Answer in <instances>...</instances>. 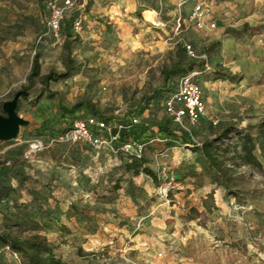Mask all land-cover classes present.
Listing matches in <instances>:
<instances>
[{
	"label": "rangeland",
	"instance_id": "1",
	"mask_svg": "<svg viewBox=\"0 0 264 264\" xmlns=\"http://www.w3.org/2000/svg\"><path fill=\"white\" fill-rule=\"evenodd\" d=\"M203 1L213 6L215 29L199 30L188 24L192 0H85L82 29H72L70 21L76 13H69L64 40L54 43L43 36L45 0H0V114L5 115L2 104L23 91L17 112L27 121L15 138L0 141V157L12 151L18 171L35 179L2 202L0 231L45 241L70 264H264V238L259 234L252 238L258 244L248 242L246 253L231 260L212 259L214 247L224 248L223 241L216 239L223 233L220 229L232 216L248 226L253 217L249 212H264L263 198L238 206L220 189L215 187L211 196L209 187L198 189L187 180H180L182 188H173L167 196L159 192L167 176H177L180 161L194 154L190 146L157 131V122L166 121L170 130L183 132L166 117L163 101L148 111L140 99L161 85L163 69L189 58L185 45L190 44L198 55L194 59L207 67L236 75L235 80H206L204 73L193 77L202 85L206 102L205 116L189 128L194 141L210 138L232 123L233 130L220 145L233 146L238 131L264 117V40L260 35H235L244 23L264 24V0ZM214 42V51L206 53ZM35 50L40 52L41 74L62 72L69 61L74 62L71 77L49 83L56 92L52 100L40 94L37 80L28 86ZM37 95H41L40 110L33 103ZM58 100L67 105L86 100L106 115L138 116L140 122L131 128V135L139 132V125L147 127L142 136L144 157L156 179L143 172H124L126 158L119 153L56 142V128H38L41 119L52 116L47 105ZM40 111L42 118L37 115ZM260 160L262 170L238 168L247 176L240 187L264 189V157ZM116 177H120L117 189ZM41 191L54 200L58 222L36 225L26 219H37L36 205L29 200L41 196ZM71 204L81 211L82 219L65 216ZM191 207L198 210V217L187 220ZM0 264L28 263L23 254L0 246Z\"/></svg>",
	"mask_w": 264,
	"mask_h": 264
},
{
	"label": "trees",
	"instance_id": "2",
	"mask_svg": "<svg viewBox=\"0 0 264 264\" xmlns=\"http://www.w3.org/2000/svg\"><path fill=\"white\" fill-rule=\"evenodd\" d=\"M193 2L195 0H192ZM90 3L86 4V8ZM64 33V28H63ZM247 33L248 37H254L260 35L264 40V24L249 25L244 23L241 28L235 31V35L240 37L242 34ZM65 37V35L63 34ZM216 42L211 43L205 52L210 54L214 51ZM37 49V46H35ZM74 62L71 60L66 68L62 72L49 71L45 74L40 73V52L35 50V53L31 59L30 70L27 75L28 86L33 85L36 80L41 84V93H45L49 100L54 99L55 91L49 88L50 82H57L64 80L73 75L72 68ZM192 71H197L198 74L204 73L206 80H235V73H230L223 70L221 67H207L203 60H197L188 58L184 61H177L169 68H165L162 71L161 85L155 88L151 93L145 94L140 99V104L144 106L148 111L159 107L161 101L164 100L175 89L177 76L188 74ZM264 82V77L261 79ZM41 95H37L34 98L33 103L37 106V110H40V106L37 105ZM51 109L52 116L47 119H41L38 122V128L46 130L48 128H56L55 135L61 132H65L71 127L73 119L82 118L85 116H95L100 119H104L108 122L118 121L123 124H129L132 118V114L129 119L124 117H117L112 115H106L100 113L90 101H78L71 105L65 104L62 100H58L56 104H48ZM42 112H37V115L42 118ZM50 125V127H49ZM135 126V125H133ZM131 126L129 130H121L120 137H131L137 141L145 143L142 136L145 134L147 127L145 125H139V132H132ZM157 131L164 138L170 139V141L177 140L182 144L190 146V150L194 154L193 157H188L180 161L177 170L176 178L178 180H187L195 188L201 189L202 187H209V195H213V189L216 187L221 190L226 196L233 198V202L238 206H248L250 201L257 199H264V189L261 187H240L247 176L238 171L240 166L256 167L259 170L263 169L260 157H264V117L261 118L255 124H248L243 129L236 133L237 143L233 146L220 145V142L227 139L233 130V124H226L223 129L214 134L212 137L197 142L194 141L190 135V132L176 133L170 130L166 121H158L156 124ZM38 134H42L39 131ZM142 134V135H141ZM121 154V153H119ZM126 158V161L122 163L124 172H131L133 174H139L141 172L152 176L156 179L155 172L148 166V159L146 157H132L125 154H121ZM35 180L30 175H25L18 171L16 168V161L13 157L12 151H7L5 155L0 157V212L1 204L5 199H8L11 192H15L17 189L22 188L25 182H32ZM120 177H116L114 185L115 189L119 187ZM54 200L46 196L41 191V196L33 195L29 202L36 205L37 219L32 217L27 220L32 221L37 225V222L47 224V221L58 222V217L54 216ZM46 205H45V204ZM70 210L67 211L65 216L71 218L72 216L82 219L81 211L74 205H70ZM198 210L194 207L189 208L186 213L187 220H194L198 217ZM253 217L249 220L248 226L232 216L224 228H221V235H216V239L223 241V247L212 250V255L216 260H220L221 257L229 260L234 258L235 254H244L247 252L248 242L257 243L252 241V238L256 240L257 234L264 238V212L253 210L249 212ZM38 220V221H37ZM66 228V227H63ZM249 229H253L252 232ZM0 246L6 247L14 253H21L27 258L28 264H70L63 260L54 251L52 245L42 241L38 238H23L12 235L10 232L2 230L0 231ZM191 253L195 254L196 249L191 248ZM77 264V263H74ZM79 264H94L92 262H85Z\"/></svg>",
	"mask_w": 264,
	"mask_h": 264
},
{
	"label": "built area",
	"instance_id": "3",
	"mask_svg": "<svg viewBox=\"0 0 264 264\" xmlns=\"http://www.w3.org/2000/svg\"><path fill=\"white\" fill-rule=\"evenodd\" d=\"M85 0H45L47 17L43 36H49L54 43L64 40L63 28L69 13L72 15L71 26L74 31L82 29V8ZM82 10V11H81ZM177 28L181 18H177ZM188 24L199 30H211L217 27V18L213 6L203 0H195L188 12ZM189 58H198L190 44L185 45ZM197 71L179 76L174 91L164 98L162 104L166 117L182 131L197 125L206 114V102L202 85L193 80ZM140 122L138 116L131 118L129 124L118 121L108 122L95 116L73 119L71 127L59 133L56 142L83 143L96 149H107L112 153H121L132 157L144 155L145 143L131 137L121 138V130H129ZM214 124L217 121H213ZM182 182L175 175H169L159 186V192L167 196L173 188H182Z\"/></svg>",
	"mask_w": 264,
	"mask_h": 264
},
{
	"label": "water",
	"instance_id": "4",
	"mask_svg": "<svg viewBox=\"0 0 264 264\" xmlns=\"http://www.w3.org/2000/svg\"><path fill=\"white\" fill-rule=\"evenodd\" d=\"M22 94H24L23 91H18L11 100L2 104L5 115L0 114V141L15 138L19 127L27 123L17 112V102Z\"/></svg>",
	"mask_w": 264,
	"mask_h": 264
},
{
	"label": "crops",
	"instance_id": "5",
	"mask_svg": "<svg viewBox=\"0 0 264 264\" xmlns=\"http://www.w3.org/2000/svg\"><path fill=\"white\" fill-rule=\"evenodd\" d=\"M211 84H214V83H211Z\"/></svg>",
	"mask_w": 264,
	"mask_h": 264
}]
</instances>
